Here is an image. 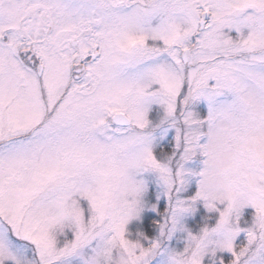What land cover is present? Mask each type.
Instances as JSON below:
<instances>
[{
	"label": "snow or ice",
	"instance_id": "6c2138e0",
	"mask_svg": "<svg viewBox=\"0 0 264 264\" xmlns=\"http://www.w3.org/2000/svg\"><path fill=\"white\" fill-rule=\"evenodd\" d=\"M0 264H264V0H0Z\"/></svg>",
	"mask_w": 264,
	"mask_h": 264
}]
</instances>
